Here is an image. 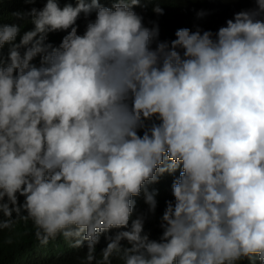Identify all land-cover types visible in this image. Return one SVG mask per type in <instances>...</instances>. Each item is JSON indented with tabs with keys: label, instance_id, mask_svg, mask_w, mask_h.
<instances>
[{
	"label": "clouds",
	"instance_id": "9594fccd",
	"mask_svg": "<svg viewBox=\"0 0 264 264\" xmlns=\"http://www.w3.org/2000/svg\"><path fill=\"white\" fill-rule=\"evenodd\" d=\"M196 4L46 0L12 13L22 35L0 23V229L30 220L82 264H264V0L215 32L183 28Z\"/></svg>",
	"mask_w": 264,
	"mask_h": 264
},
{
	"label": "trees",
	"instance_id": "16d2710c",
	"mask_svg": "<svg viewBox=\"0 0 264 264\" xmlns=\"http://www.w3.org/2000/svg\"><path fill=\"white\" fill-rule=\"evenodd\" d=\"M108 1L101 0L102 3ZM45 2L46 0H35L34 3H26L25 0H0V23H22L23 27L20 33L22 35L24 32L31 30L33 25L29 22L16 20L12 13L27 11L32 7L39 9L44 6ZM58 2L61 7L65 3L75 4V0H58ZM238 2L239 0H197V12L203 10L206 15L201 18L195 15L183 28L193 27L194 31L200 28L201 30L215 32L219 27L224 26L225 21L231 19L236 12L255 6L254 0ZM89 19H94V14ZM261 19H264V17H261ZM77 23L79 25L78 32L82 33L87 23L83 15ZM64 34L63 32L50 33L48 39L50 42L58 44ZM20 35L17 36V43ZM172 39L174 38H168L167 41ZM7 51L8 45H5L3 49L5 55ZM176 175L178 173L171 175L166 173L160 177L158 183L149 186V190L155 189L157 192L155 196L157 208L154 214H147L148 206L144 202L143 193L134 198L136 207L133 218L138 214H147L144 231L149 234L150 239H158L161 234L160 217L163 214L166 201L173 200L171 184ZM20 200L22 201L23 197ZM0 219H4L2 214H0ZM105 246L106 242L102 237L100 243L96 246L97 259L100 258L101 249ZM86 251V247L79 249L70 247L62 237H57L46 246H41L35 238V228L30 220L27 222L18 220L11 229H0V264H82ZM111 264H122V261L118 257H113ZM240 264H249V261L244 260Z\"/></svg>",
	"mask_w": 264,
	"mask_h": 264
}]
</instances>
